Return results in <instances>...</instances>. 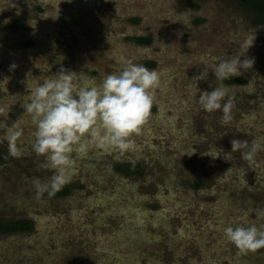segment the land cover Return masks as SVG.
Returning a JSON list of instances; mask_svg holds the SVG:
<instances>
[{
    "label": "rangeland",
    "instance_id": "rangeland-1",
    "mask_svg": "<svg viewBox=\"0 0 264 264\" xmlns=\"http://www.w3.org/2000/svg\"><path fill=\"white\" fill-rule=\"evenodd\" d=\"M135 36L153 42L138 46ZM240 55L254 61L232 77L246 84L215 78L220 60ZM121 58L160 73L132 147L101 149L86 135L71 153V195L37 199L33 180L54 172L33 150L30 90L62 68L77 87L99 84ZM221 85L234 101L227 125L198 103L200 90ZM234 138L248 147L232 153ZM254 140L260 150L242 160ZM0 156V217L35 224L0 236V264H264V248L240 252L222 231L264 225V26L234 0H0ZM134 161L144 177L116 173Z\"/></svg>",
    "mask_w": 264,
    "mask_h": 264
},
{
    "label": "clouds",
    "instance_id": "clouds-1",
    "mask_svg": "<svg viewBox=\"0 0 264 264\" xmlns=\"http://www.w3.org/2000/svg\"><path fill=\"white\" fill-rule=\"evenodd\" d=\"M254 39L255 36H249L242 47L250 48ZM241 56L220 60L212 69L215 78L224 81L252 68L254 61L242 60ZM119 63L123 65L122 69L105 75L99 84L93 79L77 87L73 73L62 68L30 90L29 102L24 107L32 115L36 129L33 150L37 156L45 158L42 166L54 172L48 183H42L38 178L33 180L37 199L45 192L54 196L70 181L71 153L79 150L76 146L86 135L101 149L125 152L132 147L131 137L140 132L154 103L160 73L132 60L121 58ZM12 68L15 65H11L10 70ZM198 103L208 113L222 111L221 125H227L233 119L234 101L223 85L211 91L200 90ZM20 135V131H15L10 140L15 141ZM246 147L247 141L236 138L231 141L232 153ZM260 148L254 140L250 149L241 153V159L253 161ZM13 154L18 155L15 150ZM222 231L225 239L240 252L264 248V225H228Z\"/></svg>",
    "mask_w": 264,
    "mask_h": 264
},
{
    "label": "trees",
    "instance_id": "trees-1",
    "mask_svg": "<svg viewBox=\"0 0 264 264\" xmlns=\"http://www.w3.org/2000/svg\"><path fill=\"white\" fill-rule=\"evenodd\" d=\"M238 7L245 10L249 21L254 28L264 26V0H234ZM197 7V6H196ZM132 23H137L136 19L132 20ZM12 29L16 26H11ZM128 40L138 46H149L152 44L153 39L151 36H135L130 37ZM147 68H154L156 64L154 62H146ZM230 85H244L246 79L244 78H231L229 81ZM7 158L0 156V163H4ZM188 167L193 166V161H187ZM116 173L126 178H142L146 174L145 167L137 161L119 163L115 166ZM202 183L193 184L194 189H200ZM74 187L73 186H62L60 191L56 192L52 198H66L71 195ZM48 194V193H47ZM49 196V195H48ZM35 224L31 219L19 218V219H7L0 217V236L8 235H21L30 234L34 232ZM263 249V248H262Z\"/></svg>",
    "mask_w": 264,
    "mask_h": 264
}]
</instances>
